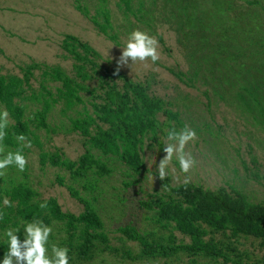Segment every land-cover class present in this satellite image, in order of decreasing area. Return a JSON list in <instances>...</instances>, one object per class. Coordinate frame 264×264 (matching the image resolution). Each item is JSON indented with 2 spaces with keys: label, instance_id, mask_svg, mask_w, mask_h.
Segmentation results:
<instances>
[{
  "label": "rangeland",
  "instance_id": "374dc122",
  "mask_svg": "<svg viewBox=\"0 0 264 264\" xmlns=\"http://www.w3.org/2000/svg\"><path fill=\"white\" fill-rule=\"evenodd\" d=\"M80 1L89 6L92 13L102 5L110 9L121 45L101 34L94 23L76 8V0H0L2 73L22 76L21 66L37 61L60 66L75 76L74 60L61 46L66 34H74L101 53V58H95L101 72L108 74L109 80L116 81L122 88L123 80L114 74V58L120 55L127 36L133 30L145 31L158 40L159 64L156 62L149 67L136 64L123 67L120 71L135 81L148 82L150 93L167 100L171 109L180 112L184 125L196 131L197 139L187 149L198 162L189 174L190 181L214 190L235 187L251 202H264V0H258L253 5H248L246 0H234L233 8L222 11L224 20L220 18L215 24L217 31L207 32L202 39L197 34L204 30L203 27H195L196 34L188 35L184 30L190 32L193 29L177 21L180 17L177 16L180 12L177 9L181 2L178 0H157V3L144 0L151 25L132 14L125 15L118 7V0ZM139 1H133L135 7H138ZM183 1L189 6L188 14L192 13L191 6L195 2L198 10L217 6L216 0ZM159 35L164 38L165 44L160 42ZM166 67L188 72L200 70V75L195 85L189 86ZM34 73L31 82L33 89L38 91L41 70L36 69ZM59 84L49 82L53 91ZM87 84L97 86L98 78L87 81ZM83 95L87 103L93 100L90 94ZM21 102L26 105L27 118H33L37 104L27 100ZM87 105L92 110L91 105ZM4 109L0 102V110ZM78 110H83V104L72 109H66L63 101L56 104L48 117L55 132L36 129L32 124L42 148L31 141V148L23 150L28 159L26 170L21 173L11 167L3 177L4 187L27 182L38 192L37 201L56 197L65 211L80 213L84 210V205L72 197L68 186L74 187L92 202L105 223L110 245L118 251H105L103 244L98 242L92 258L80 259L75 247L77 241L70 246L64 224L52 220L48 223L53 227L51 241L70 249V264H226L222 260L204 257H198L197 262H193L192 257L183 253L171 258L136 260L124 255L127 249L138 252L140 245L128 239L119 227L133 225L153 238L165 237L168 233L154 221L155 200L158 193L166 192L156 167L165 155L163 144L167 131L173 126L178 130L183 126L159 113V120L165 123L156 135L159 142L154 140L151 132L145 135L142 155L146 167L136 173L116 156L92 148L86 138L70 129V117L76 116ZM9 119L10 123L14 122L10 115ZM7 148L16 150L12 146ZM58 148L71 159H77L90 149L107 164L110 172L99 175L91 171L85 178H72L64 168L50 163L43 165L40 157L42 149L55 151ZM148 162L153 164L152 167ZM168 171L171 185L184 182L185 177L175 159ZM57 176L64 177L65 185L58 182ZM143 201H150L154 208L142 205ZM175 232L179 238L189 241L181 232ZM214 236L224 238L220 233ZM2 237L3 232L1 241ZM237 243L244 253V264H264L262 239L240 236ZM2 259L3 256L0 257Z\"/></svg>",
  "mask_w": 264,
  "mask_h": 264
},
{
  "label": "trees",
  "instance_id": "16d2710c",
  "mask_svg": "<svg viewBox=\"0 0 264 264\" xmlns=\"http://www.w3.org/2000/svg\"><path fill=\"white\" fill-rule=\"evenodd\" d=\"M133 1L118 0L117 4L125 15L132 14L136 19H143L151 25L147 18L149 10L144 8L145 1L140 0L138 7L134 6ZM178 1L181 2L177 9L180 11L177 21H182L184 26L193 29L190 32L184 30L188 35L196 34L195 27H203L204 30L198 31L199 39L206 37L207 32L211 30L217 31L215 24L220 18L224 20L222 11L235 5L234 0H216L215 8L208 6V10L206 7L198 10L195 2L191 6L192 13L188 14L189 6L183 0ZM152 3H157V0H152ZM246 3L253 5L258 3V0H246ZM75 6L107 39L117 45L122 44L109 8L102 5L92 13L89 6L80 0H76ZM175 15L174 13V17ZM158 37L160 42L165 44L164 38L161 35ZM61 46L74 60L75 76L68 74L60 66L37 61L21 66L22 76L4 74L0 67V102L14 120L7 129L5 145L17 149L16 136L23 134L42 148L32 124L36 129L44 128L55 132L48 121L53 107L61 101L66 109L83 104V110H78L76 116L70 117V129L86 138L92 148L100 150L103 154L114 155L134 172H141L146 167L142 155L145 135L151 132L154 140L159 142L156 135L165 125L159 120L158 114L162 113L177 125L184 126L180 112L171 109L169 102L164 98L152 95L148 82L135 81L122 71L117 74L123 80L122 88L116 81H110L108 74L101 72L100 64L95 60L102 57L101 53L77 35L66 34ZM157 63L159 64V61ZM166 68L189 86H194L196 78L200 75V70L188 72L173 67ZM36 69L41 70L38 91L33 89L31 82ZM95 78H98L97 86L87 84V81ZM50 81L60 83L56 86V91L50 88ZM83 93L90 94L93 100L87 103ZM21 100L37 104L33 110V118H27L26 105ZM87 104L91 105L92 110ZM40 155L43 165L50 163L64 168L72 178H85L91 171L99 175L110 172L107 164L90 149L77 159L65 156L59 148L55 151L42 149ZM57 180L61 185H65L64 177L57 176ZM3 182V177H0V211L5 213L4 218L0 220V235L5 228L18 227L22 219L31 220L38 217L46 224L52 220L62 222L68 234L69 245L73 246L77 241L75 247L80 259L92 258L98 242L103 244L105 251H118L110 245L105 223L95 206L74 187L68 186L72 197L84 205V210L80 213L65 211L56 197L37 201L38 192L27 182L13 183L10 187H4ZM162 182L166 192L158 193V199L155 200L157 209L154 221L168 233L165 237L153 238L133 225L119 227V231L128 239L137 241L140 245V250L136 253L131 249L124 250V255L128 258H171L183 253L192 257L193 262H197L198 257H204L222 260L226 264H244V253L237 243L239 237L252 236L262 239L264 243V202H251L246 194L235 187L231 190L225 187L214 190L192 181L173 186L168 177ZM5 196L13 202L14 207H3ZM45 201L48 203V209L41 210L39 204ZM142 205L149 209L155 206L150 201H143ZM175 231L181 232L189 241L179 238ZM219 233L224 238L217 239L214 236ZM6 250V243L0 240V257ZM69 256L72 260L70 253Z\"/></svg>",
  "mask_w": 264,
  "mask_h": 264
},
{
  "label": "clouds",
  "instance_id": "9594fccd",
  "mask_svg": "<svg viewBox=\"0 0 264 264\" xmlns=\"http://www.w3.org/2000/svg\"><path fill=\"white\" fill-rule=\"evenodd\" d=\"M159 43L155 36L139 29L133 30L126 39L125 46L121 53L114 58L118 74L123 67H132L142 64L145 67L156 64L161 59L158 50ZM10 124L9 112L0 110V177L7 175V170L15 167L19 172H24L28 166V159L24 155V148H31L32 142L26 136H16L18 147L15 151L9 150L4 140L8 135L7 129ZM197 139L196 131L188 125L179 130L174 126L167 131L163 144L165 155L160 159L156 173L160 180H165L169 174V167L175 159L179 165V171L184 175V183H190V172L196 167L197 160L188 146ZM26 142V143H25ZM155 163V158H154ZM152 167L153 164L148 162ZM3 207H14L13 202L5 196ZM41 210L48 209L47 201L40 203ZM5 213L0 211V220ZM19 227H8L4 229L3 240L7 245L3 259L0 264H70V249L51 241L53 227L46 224L43 219L33 217L31 220H21ZM21 230L23 239H21Z\"/></svg>",
  "mask_w": 264,
  "mask_h": 264
}]
</instances>
